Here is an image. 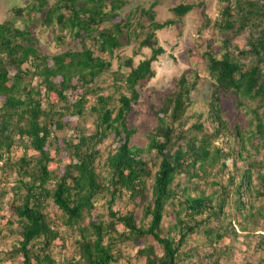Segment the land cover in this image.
Masks as SVG:
<instances>
[{"label": "trees", "instance_id": "obj_1", "mask_svg": "<svg viewBox=\"0 0 264 264\" xmlns=\"http://www.w3.org/2000/svg\"><path fill=\"white\" fill-rule=\"evenodd\" d=\"M33 1L24 9L28 20L44 12L43 25L68 30L91 46L47 55L30 29L0 23V173H15L9 214L1 216L0 263L57 264L53 253L60 242L71 251L65 264H122L126 249H136L141 264H221L230 248L219 244L236 236L226 222L228 196L240 230L264 218L256 205L264 197V161L248 155L241 172L225 185L213 183L209 194L198 190V172L225 157L214 145L230 132L220 109L223 95L232 94L239 108L254 105L248 132L264 144V0H218L213 27L223 37V52L202 57L214 83L207 102L212 131L200 122L186 126L199 76L182 73L176 90L151 105L156 125L142 148L130 146L137 130L127 117L164 52L155 32L172 22L154 21V5L141 9L149 23L135 51L147 48L150 56L136 65L123 58L113 70L114 52L135 39L129 19L117 13L125 0ZM192 9L179 4L172 12L180 18ZM23 15L15 9L13 20ZM246 29V48L232 44ZM234 131L241 138L237 125ZM109 138L114 145L99 167L100 145ZM17 144L23 154L13 161ZM194 235L203 237L201 244L191 245ZM256 248L262 255L245 264H264V227Z\"/></svg>", "mask_w": 264, "mask_h": 264}, {"label": "rangeland", "instance_id": "obj_2", "mask_svg": "<svg viewBox=\"0 0 264 264\" xmlns=\"http://www.w3.org/2000/svg\"><path fill=\"white\" fill-rule=\"evenodd\" d=\"M33 2V0H0V23L10 20L15 21V26L21 29L26 27L28 30L30 29L33 36L38 39V46L41 52L47 55H54L70 49L81 50L82 45L90 48L91 44L86 38L77 40L71 37L68 30L60 31L55 27L48 28L43 25L41 19L44 12L32 14L33 17L28 20L24 9L26 5H31ZM48 3L51 6L55 3V0H48ZM179 4H192L193 9L178 18L172 12V9ZM152 5H154V21L158 23L171 21L172 24L155 32L157 45L164 52L152 63L151 67L155 76L146 82L139 102L132 106V110L127 117L129 128L137 130L130 139V146L141 148L147 142V134L156 125V118L150 110L151 105L158 104L163 95L176 90V79L182 73L191 75L196 72L199 76L197 89L191 97L192 104L186 114V126L200 122L209 132L212 131L215 124L208 118L207 102L214 89V83L206 70V61L202 57L206 51H211L220 58L223 52L221 49L223 37L213 27V23L219 18L221 9V4L218 0H125L124 6L117 13L122 21L129 19L130 28L135 30V39L132 36L129 44L114 52L113 59L110 62L113 70L117 68L118 63L123 58H132L134 65H136L139 61L150 56V50L147 48H142L137 52L135 50L140 39L143 38L141 37L143 33L141 30L147 32L149 23L147 17L140 15V10L149 9ZM15 9L22 11V14H24L23 18L13 20V11ZM249 34V29H246L243 34L234 38L235 40H233L232 44L244 46L245 39ZM250 107H254V105L251 106L249 104L242 108L237 107L236 98L232 94L228 93L221 97L220 109L223 119L228 123L230 132L224 131L214 145L220 149L221 154L225 155V157L218 159L214 165L205 164L202 171L198 172L200 175L199 179H201L197 182L198 190H203L206 194H209L216 189L213 183L218 185L227 184L229 177H236V174L245 167L249 158L264 161V144L260 146L259 140L250 136L248 132L254 129L255 123ZM236 125L240 129L242 139L234 131ZM17 145L12 149L13 161L23 154L22 146ZM113 145L111 138L100 145L101 160L99 161V167L106 158L109 147H113ZM241 145L245 147L244 153H242V155L244 154L243 159L238 154L242 150ZM248 155L249 158H247ZM59 173H61V170ZM14 178L15 173L13 170L0 173V223L2 221L1 216L7 217L9 214V189L14 183ZM193 180H196V178ZM227 200L229 203L225 211L229 216L226 222L232 223L233 228L236 230V236H231L226 242L219 244L220 246L228 244L230 248L228 255L225 253L221 254L220 263L245 264L254 262L262 255V252L256 248V244L258 234L263 232L264 218L257 221L255 219L250 226L251 229L240 230L238 224L240 219L232 207L233 197L228 196ZM256 203L264 211V197L259 198ZM51 210L53 208H50ZM202 240V236L194 235L190 243L191 245H199ZM2 242L3 239L0 238V244ZM2 247L1 244L0 249ZM203 251H206V255L209 250L204 249ZM126 252L128 259L122 264L142 263V260L137 261L133 257L136 249L132 251L126 249ZM53 255L57 264H65L64 260L66 257L67 259L70 257L71 251L68 245L62 246L60 242H55Z\"/></svg>", "mask_w": 264, "mask_h": 264}]
</instances>
